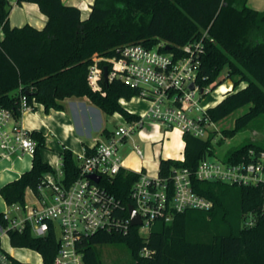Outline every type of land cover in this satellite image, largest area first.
I'll return each mask as SVG.
<instances>
[{
    "label": "trees",
    "instance_id": "obj_1",
    "mask_svg": "<svg viewBox=\"0 0 264 264\" xmlns=\"http://www.w3.org/2000/svg\"><path fill=\"white\" fill-rule=\"evenodd\" d=\"M24 1L36 4L46 17L43 28L10 27V6L0 0V108L9 109L16 119L20 118L21 96L29 107L39 104L45 112L62 111L67 98H85L107 116L117 113L125 120L134 119L136 115L119 100L130 101L140 90L116 79H102L101 91H95L87 83L88 66L96 57H111L116 47L128 44L151 49L164 43L160 51L178 52L204 33L199 84L215 89L229 80L233 87V92L207 110L208 117L216 124L246 108L230 129L221 131L218 143L264 117V10L251 9L247 0H93L84 20L76 7L61 0ZM101 134L108 137L110 132L105 129ZM216 134L206 139L184 134L183 160L160 159L158 171L160 177H168L175 169L189 170L194 191L212 202L209 211L190 210L168 224L155 222L147 235L129 227L125 234L98 232L83 237L77 242L83 264H103L96 247L112 244L127 248L130 259L126 264H264L263 188L201 182L193 176L200 161L214 155ZM31 138L36 142L31 168L0 188L8 206H23L26 188L34 191L41 177L53 171L41 157L43 135L31 132ZM249 149L264 147L247 142L232 149L225 160L239 159ZM86 152L90 153L88 148ZM59 155L65 182L70 183L77 174V161L69 149ZM136 179V173L122 169L112 183L105 184L120 202L119 214L124 218ZM248 214L254 216L251 226L244 225ZM8 241L13 248L38 253L40 264H53L58 247L54 236L36 238L29 231H10ZM143 250L148 254L143 255ZM14 264L30 263L14 260Z\"/></svg>",
    "mask_w": 264,
    "mask_h": 264
},
{
    "label": "built area",
    "instance_id": "obj_2",
    "mask_svg": "<svg viewBox=\"0 0 264 264\" xmlns=\"http://www.w3.org/2000/svg\"><path fill=\"white\" fill-rule=\"evenodd\" d=\"M205 36L206 33L188 42L178 52L160 51L164 43L151 49L128 44L116 47L111 57L93 60L87 70L91 89L101 91L100 81L103 67H106L107 82L116 79L131 89H139V96L131 100L146 102L148 107L134 119H123L108 137L88 148L90 153L85 149L77 158V174L70 183L65 182L59 163L51 173L41 177L32 191V203L13 204L9 211L0 213V264H14L17 260L1 245L10 231H29L36 238L54 236L58 247L53 264H83V255L77 246L83 237L98 232L125 234L131 227L129 215L127 218L120 216V202L105 184L112 183L120 170H127L123 167L118 145L144 124L158 123L164 132L176 130L182 136L189 134L198 139H206L214 131L217 133L216 124L207 115V110L214 106L203 100L220 85L212 89L198 82ZM231 91L232 85L221 95L225 97ZM126 102L119 100L122 106ZM30 109L25 97L21 96L20 117ZM35 148L31 131L20 119L14 118L9 109L0 108V162L17 156L32 158ZM133 149L141 159L139 147L135 145ZM133 173L137 174V179L130 188L129 198L141 221L140 234L147 235L155 222L168 224L178 214L190 210L209 211L212 207L209 199L194 191L192 174L185 168L175 169L168 177L158 174L149 177L143 170ZM91 176L98 177V181L94 182ZM193 176L201 182L262 187L264 197V150L249 149L245 155L231 161L205 158ZM253 222L254 216L246 215L244 225L251 226ZM142 254L148 252L143 250Z\"/></svg>",
    "mask_w": 264,
    "mask_h": 264
},
{
    "label": "rangeland",
    "instance_id": "obj_3",
    "mask_svg": "<svg viewBox=\"0 0 264 264\" xmlns=\"http://www.w3.org/2000/svg\"><path fill=\"white\" fill-rule=\"evenodd\" d=\"M8 1V0H7ZM9 4V3H8ZM247 6L256 11L264 10V0H247ZM0 37H2V31L0 29ZM226 68L222 70L221 76L225 75ZM232 85L229 80L224 81L220 86L228 87ZM242 86V84H240ZM233 92V87H232ZM217 90L207 95L203 102L211 103L217 95ZM93 110L99 113L100 118H103L105 114L93 106L87 99H83ZM125 105V103H124ZM144 108V104L136 105L133 101L126 104L125 109H132L134 111H141ZM246 111V108L237 110L224 120L216 123L217 134L212 141L214 147V155L210 157L211 160L225 161L226 155L234 148L239 147L247 142H253L264 147V117H260L251 122L247 129L237 133L231 138H225L222 143H218L222 139L221 131L223 129H230L233 126L234 119L242 115ZM105 127L109 132L114 130L112 123H105ZM99 135V134H97ZM181 134L175 130L164 132L158 123H146L142 128L136 130L122 145H118V153L121 157L123 167L130 171H140L143 167V172L149 177H155L158 174V166L155 163L158 162L159 157L164 158V155H169L173 160H179L182 156V142ZM137 145L141 152L142 160L135 153L133 146ZM49 152L46 150L43 156L47 159L46 154ZM51 153V152H49ZM29 156L14 157L6 159L10 161V168H17L22 165L23 162H30ZM33 192L30 187H27L24 193L25 204H30L33 201ZM8 206L0 196V213L9 211ZM145 235V234H142ZM2 248L12 254L17 260L27 262L30 264H40L41 257L38 253L26 249V248H13L11 247L8 238L2 239ZM98 257L103 264H126L129 262L130 256L127 248L123 244L112 245H99L96 247Z\"/></svg>",
    "mask_w": 264,
    "mask_h": 264
},
{
    "label": "crops",
    "instance_id": "obj_4",
    "mask_svg": "<svg viewBox=\"0 0 264 264\" xmlns=\"http://www.w3.org/2000/svg\"><path fill=\"white\" fill-rule=\"evenodd\" d=\"M61 2L66 6L76 7L80 12L81 20H84L89 15L93 0H61ZM8 3L10 6L8 24L10 27H22L24 25H30L36 29L44 27L46 17L40 12L36 4L24 0H8ZM83 99L84 98L65 99L63 101L64 108L62 111L50 110L45 112L41 105L36 104L30 110L24 112L19 118L21 124L29 131L40 132L43 135L45 147L41 150V157L52 169L59 165V154L64 148L69 149L73 158L77 161L78 156L81 155L86 148H91L96 143L106 138L101 134L103 130L106 129L105 123H112L115 128V126L124 119L121 115L115 113L110 116L105 115L102 121L99 113L93 110ZM131 101L136 105H141V103L144 104V108L139 112L126 109L133 115L140 114L148 107L146 102L136 100L127 101L126 104ZM126 104H123L124 108ZM181 142L182 156L179 161L183 160L184 142L183 140ZM46 150L51 152L45 153L47 159L43 156ZM161 156L158 162L155 161L158 170L160 159H172L171 156L167 158L169 157L168 154L164 155V158H161ZM31 159L32 158H30V162H23L22 165L17 168H10L9 165L11 163L9 160L1 161L0 188L16 180L22 173L28 171L31 168ZM141 170H143V167H141Z\"/></svg>",
    "mask_w": 264,
    "mask_h": 264
},
{
    "label": "water",
    "instance_id": "obj_5",
    "mask_svg": "<svg viewBox=\"0 0 264 264\" xmlns=\"http://www.w3.org/2000/svg\"><path fill=\"white\" fill-rule=\"evenodd\" d=\"M102 76H103V80L106 82V80H107L106 79L107 78V69H106V67H103V74H102ZM190 87H192V86H190ZM90 178L94 182H97L98 181V177L91 176ZM127 212H128L129 218H130V223H129L130 226L131 227H138V226H140L141 225V221H140L138 215L136 214V212H135V210H134V208H133L132 205H129L127 207Z\"/></svg>",
    "mask_w": 264,
    "mask_h": 264
},
{
    "label": "bare ground",
    "instance_id": "obj_6",
    "mask_svg": "<svg viewBox=\"0 0 264 264\" xmlns=\"http://www.w3.org/2000/svg\"><path fill=\"white\" fill-rule=\"evenodd\" d=\"M229 87L227 88L225 86H219V88H217V93L218 94L215 96V99L212 101L211 106H216L224 98L221 94L223 92H227L229 90Z\"/></svg>",
    "mask_w": 264,
    "mask_h": 264
}]
</instances>
